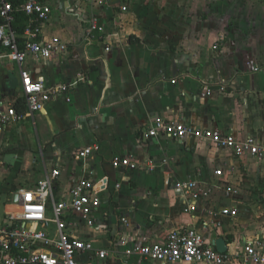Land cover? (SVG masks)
<instances>
[{
	"label": "crops",
	"instance_id": "obj_1",
	"mask_svg": "<svg viewBox=\"0 0 264 264\" xmlns=\"http://www.w3.org/2000/svg\"><path fill=\"white\" fill-rule=\"evenodd\" d=\"M50 3L53 10L43 36H60L68 50L50 59L29 58L26 68L49 84L70 87L42 111L0 132V180L15 182L9 193L18 185L34 187L56 168L58 197L68 195L79 178L93 179L109 215L99 216L94 226H80L77 233L109 251L98 264H163L126 256L124 249L187 226L198 228L211 244L223 237L232 255L225 264H246L233 257L247 239L264 237V230L236 234L240 210L257 208L239 201L248 196L240 177L241 172L256 177L264 158H237L201 140L147 139L144 131L160 116L238 138L252 135L264 146V0ZM92 21L103 31L88 35ZM16 66L0 61V107L18 99V108L22 106ZM93 143L100 144L98 152L78 156ZM124 154L136 158L139 166L115 167L113 157ZM219 168L224 170L221 178L214 173ZM190 179L211 189L196 211L188 210L190 201L175 186ZM227 185L238 193L227 195ZM224 207L238 213L210 214Z\"/></svg>",
	"mask_w": 264,
	"mask_h": 264
},
{
	"label": "built area",
	"instance_id": "obj_2",
	"mask_svg": "<svg viewBox=\"0 0 264 264\" xmlns=\"http://www.w3.org/2000/svg\"><path fill=\"white\" fill-rule=\"evenodd\" d=\"M81 1L107 4L113 0ZM52 10L50 0H0V61L9 60L19 67L21 103L26 106L25 111L14 103L0 107V132L10 124L34 116L51 99L69 90V84H49L44 76L34 77L26 68L29 58L50 59L68 50V43L60 36H43V27ZM122 10H127V5H123ZM17 13L28 18L22 32L13 28ZM93 30L103 31V28L92 21L87 29L88 35ZM144 136L147 139L166 137L185 143L201 140L228 149L237 158L245 154L264 158V146L252 135L238 138L233 133L200 127L182 119L155 117ZM99 150L100 144L93 143L80 149L78 156L85 158ZM111 162L115 167L136 169L139 166L138 160L130 154L116 155ZM214 173L218 178L224 176L223 168ZM59 175L60 169H53L34 187H20L11 192V200L0 214V264H98L109 256L107 249L96 247L93 241L77 233L80 226H94L99 216L105 218L109 215L107 201L97 183L91 178H79L68 195L58 197L55 188ZM175 186L190 201L189 211H196L198 201L207 197L211 190L202 188L195 179L176 181ZM238 190L232 185L225 187L227 195L236 194ZM237 213V209L228 207L210 211L213 216H235ZM122 220L127 221L126 217ZM124 250L126 256L139 255L165 264H225L232 258L229 252H220L207 242L195 226L182 227L151 243L134 244ZM233 258L246 264H264V237L247 239Z\"/></svg>",
	"mask_w": 264,
	"mask_h": 264
},
{
	"label": "rangeland",
	"instance_id": "obj_3",
	"mask_svg": "<svg viewBox=\"0 0 264 264\" xmlns=\"http://www.w3.org/2000/svg\"><path fill=\"white\" fill-rule=\"evenodd\" d=\"M12 180L14 179H8L5 181L3 178L0 180V214L3 212L4 206L11 200L12 196L11 192L9 193V189L15 184ZM9 182L11 183L10 185L8 184ZM240 182L245 188V195L248 196H244L242 200L239 201L249 202L255 204L257 207L251 212L243 211L242 209L240 210V215L236 219L237 226L235 229L236 234L241 237L249 233H260L264 230V206H261V204L264 203V169H262L261 173L256 177L252 178L249 177V175H245L244 172H241ZM22 186L24 185H18L17 187L19 188ZM90 230H85V233L90 232Z\"/></svg>",
	"mask_w": 264,
	"mask_h": 264
},
{
	"label": "trees",
	"instance_id": "obj_4",
	"mask_svg": "<svg viewBox=\"0 0 264 264\" xmlns=\"http://www.w3.org/2000/svg\"><path fill=\"white\" fill-rule=\"evenodd\" d=\"M28 18L23 14V13H17V20L13 25V28L15 31L22 32L25 29L26 23H27ZM20 99H18L15 102V105L18 107L20 105ZM19 109H23V106H20Z\"/></svg>",
	"mask_w": 264,
	"mask_h": 264
},
{
	"label": "water",
	"instance_id": "obj_5",
	"mask_svg": "<svg viewBox=\"0 0 264 264\" xmlns=\"http://www.w3.org/2000/svg\"><path fill=\"white\" fill-rule=\"evenodd\" d=\"M18 197L15 195L14 200L17 201ZM212 244L215 246V248L220 252H226L228 249L227 242L223 237H218L213 239ZM165 264V263H163Z\"/></svg>",
	"mask_w": 264,
	"mask_h": 264
}]
</instances>
